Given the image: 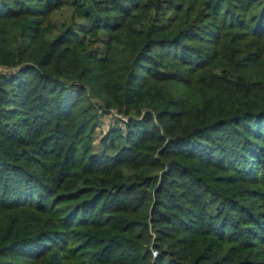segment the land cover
Masks as SVG:
<instances>
[{"label":"trees","instance_id":"obj_1","mask_svg":"<svg viewBox=\"0 0 264 264\" xmlns=\"http://www.w3.org/2000/svg\"><path fill=\"white\" fill-rule=\"evenodd\" d=\"M4 66L0 264H264V0H0Z\"/></svg>","mask_w":264,"mask_h":264},{"label":"rangeland","instance_id":"obj_2","mask_svg":"<svg viewBox=\"0 0 264 264\" xmlns=\"http://www.w3.org/2000/svg\"><path fill=\"white\" fill-rule=\"evenodd\" d=\"M53 22L57 25V30L55 33H57L59 30H61L63 27L71 25L75 29H79V24L82 23L81 19L74 16L73 9L71 6H66L62 8L58 13L52 16ZM100 119V127L96 129V150H100L99 147V140L102 137V134L106 132L107 129H109L114 123H116L117 119L113 114H106L102 115L99 114Z\"/></svg>","mask_w":264,"mask_h":264},{"label":"built area","instance_id":"obj_3","mask_svg":"<svg viewBox=\"0 0 264 264\" xmlns=\"http://www.w3.org/2000/svg\"><path fill=\"white\" fill-rule=\"evenodd\" d=\"M18 70H19V66H15V67H7V66L0 67V75L1 74H12V73H15ZM98 113L102 114V115L113 114L116 117V119H117V121H116L117 124L123 129L125 128V124L128 121V117L123 116L122 114L118 113L114 109H111V110H109V112H106V113H102L101 110H99ZM156 255H157V252L155 250H153V256H156Z\"/></svg>","mask_w":264,"mask_h":264}]
</instances>
